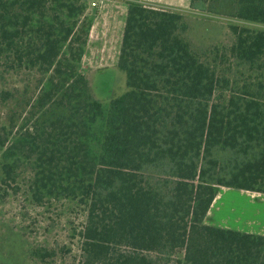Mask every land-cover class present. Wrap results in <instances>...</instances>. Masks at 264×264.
Here are the masks:
<instances>
[{
  "label": "trees",
  "instance_id": "16d2710c",
  "mask_svg": "<svg viewBox=\"0 0 264 264\" xmlns=\"http://www.w3.org/2000/svg\"><path fill=\"white\" fill-rule=\"evenodd\" d=\"M231 1L232 17L264 24V0ZM85 8L0 0L1 55L43 79L36 129L0 131V181L34 161L35 200L86 205L79 264H264V237L206 222L220 187L264 193V29L231 24V45L197 49L185 13L130 0L116 64L126 90L105 104L79 69ZM235 65L256 82L239 90Z\"/></svg>",
  "mask_w": 264,
  "mask_h": 264
},
{
  "label": "rangeland",
  "instance_id": "374dc122",
  "mask_svg": "<svg viewBox=\"0 0 264 264\" xmlns=\"http://www.w3.org/2000/svg\"><path fill=\"white\" fill-rule=\"evenodd\" d=\"M75 1L78 4H86L84 15L79 17V28L90 18L93 23L94 14L97 16L93 37L87 44V52L79 69L88 77L94 96L108 104L114 95L126 90L125 74L116 66L117 49L121 42L119 37L125 21L121 9H125L123 3L126 0H110L103 16L98 9H95L93 14L89 10L87 14V8L93 0ZM140 1L185 13L190 23L187 37L197 49H205L217 43L231 45L235 40L231 24L264 29V24L232 17L236 4L231 0L197 3L196 7L191 6L190 0ZM117 4L121 6L116 8ZM102 52L105 58H109L101 60ZM243 69L235 65L230 74L239 81V90L244 82L255 83L254 79L259 73L257 69ZM42 81L40 72L35 69L14 68L9 55L0 53V131L4 127L8 130L14 127L13 131L16 132L23 124L30 126L31 130L36 129V119L42 113L38 106L35 107L36 99L42 91ZM3 90L11 93L10 99L2 98ZM10 141L11 139L6 145ZM2 151L0 149V157ZM33 162H18L14 178L7 182L0 181V263L79 264L80 231L86 219V205L59 196L45 197L42 201L35 200L31 190ZM192 185L194 186L193 183ZM219 192L206 222L244 228L245 203L249 201V197L260 192L228 187H221ZM37 250L41 253L47 250L51 254L46 257L37 256L34 254Z\"/></svg>",
  "mask_w": 264,
  "mask_h": 264
},
{
  "label": "crops",
  "instance_id": "0c3cea01",
  "mask_svg": "<svg viewBox=\"0 0 264 264\" xmlns=\"http://www.w3.org/2000/svg\"><path fill=\"white\" fill-rule=\"evenodd\" d=\"M128 1L126 0L125 3H123V8L127 9ZM122 4V3H121ZM221 188V187H220ZM219 188V190H220ZM242 192V191H241ZM218 193H220L218 191ZM261 193V192H260ZM256 193L252 195V197H249V201L245 203V211H244V218H245V227L244 228H238V227H227V228H233L249 233L259 234L262 237H264V194ZM219 195L217 194L216 197ZM215 197V199H216ZM215 199L213 203L215 202ZM212 203V204H213ZM212 206V205H211ZM211 210V208H210ZM209 210V212H210ZM208 212V214H209ZM207 214V217H208ZM206 217V219H207ZM220 226V225H219Z\"/></svg>",
  "mask_w": 264,
  "mask_h": 264
},
{
  "label": "built area",
  "instance_id": "2783aa9c",
  "mask_svg": "<svg viewBox=\"0 0 264 264\" xmlns=\"http://www.w3.org/2000/svg\"><path fill=\"white\" fill-rule=\"evenodd\" d=\"M109 2H110V0H93V1H91L90 2V6L87 8V14H89V10L91 11V14H93L92 12L95 10V9H98L102 14V16H103V13L105 12V9L107 8V6H109ZM119 3V2H118ZM113 4H115V3H113ZM111 6V5H110ZM116 6V8L117 7H120L121 5H119V4H117V5H115ZM121 11H122V15L125 17V21H126V16H127V11H128V5H127V9H121ZM96 12H98V11H96ZM114 13L116 12L115 10L113 11ZM112 14V13H111ZM101 16V17H102ZM96 14H94V16H93V23L91 24V28H90V32H89V37H88V42H89V40H90V38L91 37H93V34H94V28H95V20H96ZM125 21L123 22V24H124V27H125ZM97 23V22H96ZM124 27H123V30H122V34L120 35V37H119V40H121V42H122V37H123V32H124ZM121 42H120V46H119V49H117V54H118V57H119V53H120V47H121ZM88 44V43H87ZM86 50H85V53H84V55H83V58H82V61H83V59H84V56H85V54H86ZM100 58H101V60L102 59H108L109 57H106L105 58V55H104V53L102 52V54L100 55ZM117 61H118V58H117Z\"/></svg>",
  "mask_w": 264,
  "mask_h": 264
},
{
  "label": "flooded vegetation",
  "instance_id": "af4514ba",
  "mask_svg": "<svg viewBox=\"0 0 264 264\" xmlns=\"http://www.w3.org/2000/svg\"><path fill=\"white\" fill-rule=\"evenodd\" d=\"M1 264V263H0Z\"/></svg>",
  "mask_w": 264,
  "mask_h": 264
}]
</instances>
